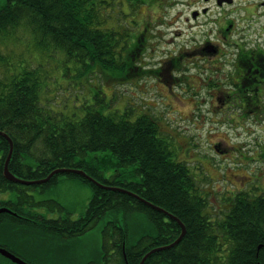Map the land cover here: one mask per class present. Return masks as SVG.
I'll list each match as a JSON object with an SVG mask.
<instances>
[{
  "label": "trees",
  "instance_id": "obj_1",
  "mask_svg": "<svg viewBox=\"0 0 264 264\" xmlns=\"http://www.w3.org/2000/svg\"><path fill=\"white\" fill-rule=\"evenodd\" d=\"M7 1L0 9V35L26 25L41 42L52 44L68 60L81 64L80 76L102 74L117 81L140 76L137 71L142 67L134 65V56L143 47L142 39L133 37L131 28L122 22L108 27L114 0ZM116 9L124 16L118 6ZM130 40L134 42L130 44ZM123 50L127 51L125 60L120 56ZM41 90L35 70L13 75L9 83L0 85V131L13 139L15 147L9 163L12 173L39 180L56 169H80L106 186L129 190L178 217L187 228L183 240L153 254L145 264H264V247L258 251L259 245H264V194L253 195L248 189L228 192L215 214L199 185L201 176L195 177L188 165L201 160L181 159L174 136L163 131L156 118L146 113L136 117L128 108L123 113L105 114L103 110L113 104L105 103L103 96L96 99L99 110L84 108L81 119H65L46 107ZM9 149L8 141L0 135V196L13 194L12 200H0V208L15 213L0 215V247L22 259L8 245L7 234L20 228L28 205L43 204L30 192L56 185L60 176L66 175L92 186L88 222L110 225V238L116 239L112 258L117 264H140L151 249L179 237L181 227L174 219L166 223L162 221L165 215L140 200L100 188L80 175L59 174L47 184L32 186L7 180L3 170ZM200 162L196 167L200 168ZM143 215L153 221L154 228L139 225ZM68 231V237L85 233L84 229L63 232Z\"/></svg>",
  "mask_w": 264,
  "mask_h": 264
},
{
  "label": "rangeland",
  "instance_id": "obj_2",
  "mask_svg": "<svg viewBox=\"0 0 264 264\" xmlns=\"http://www.w3.org/2000/svg\"><path fill=\"white\" fill-rule=\"evenodd\" d=\"M144 1L128 4L127 0H114L108 13L111 14L108 27H117L122 22L131 28L133 37H144L140 40L141 51L134 56V65L142 67L137 71L139 77L117 81L102 74L80 76L81 64L68 60L66 54L52 44L41 42L31 28L23 25L5 36L0 35V85L9 83L13 75L35 70L42 86L40 96L47 104L44 106L65 119H81L86 113L84 108L99 110L96 99L103 96L105 103L113 104L111 109L103 110L105 114L123 113L128 108L136 117L146 113L156 118L162 130L174 136L181 159L194 161L199 157L201 160L200 168L196 167L199 162L188 165L195 177L201 176L199 185L204 190L209 210L216 214L228 192L243 187L251 190L253 186L264 190V160L257 156L264 146V115L259 117V122L253 118H233L231 108H226L230 113H220L219 109L224 107V100L233 89L231 64L223 62L221 69L216 70L209 59L190 57L186 51L203 46L207 41H217L215 23H220L219 19L225 16L239 22L240 30L246 29L243 38L251 45L256 40L255 29L264 27V18L254 23L247 21L244 9L252 0H234L232 6L226 5L222 11L215 1ZM7 2L0 0V9ZM117 6L124 16L119 14ZM207 7L212 8L209 15L200 13L198 19L193 18V12ZM133 42L130 40V44ZM224 43L223 49L229 52L230 44ZM120 56L125 60L127 51L123 50ZM172 56L177 61L171 59ZM144 71L155 74L144 76L143 73L142 76ZM98 91L102 95L98 96ZM215 145H220L219 150L213 147ZM241 154H245V158L240 157ZM251 158L261 160L249 161ZM30 194L37 201H43L38 207L28 205L38 212L52 209L55 205L51 200H55L65 208L64 213H84L93 188L66 175L60 176L56 185ZM12 197L13 194L7 192L0 200H12ZM139 225L150 226V220L144 216ZM102 236V225L66 243L52 240L32 226L20 225L7 234L10 248L31 264H96L103 257ZM0 264L16 263L0 255Z\"/></svg>",
  "mask_w": 264,
  "mask_h": 264
},
{
  "label": "flooded vegetation",
  "instance_id": "obj_3",
  "mask_svg": "<svg viewBox=\"0 0 264 264\" xmlns=\"http://www.w3.org/2000/svg\"><path fill=\"white\" fill-rule=\"evenodd\" d=\"M217 3V8L223 10L228 4H218V0H207V3L211 2ZM248 7L244 9L247 15V21L254 23L253 21L264 18V0H252ZM232 6V5H229ZM207 9V13L204 15H209L212 12L211 7L203 8ZM199 12V11H196ZM200 15L197 17V19ZM216 22V40L215 42L207 41L205 45L194 47L186 51L188 56L193 55L198 56L201 59H209L212 65L216 67V70L221 69L223 62L231 64L230 80L232 82L233 89L226 100H224V107L219 109V112L230 113L226 108H231V113L233 118L238 119H249L253 118L256 120L264 115V27L255 29L256 40H253L251 45L247 44L246 40L243 38L245 36L246 29L240 30V23L230 19L225 16L224 19H219ZM239 37H242L239 39ZM222 40L219 42L218 40ZM144 40V37L142 38ZM230 44L229 52H226L223 48L225 43ZM177 61L175 57L171 59ZM226 59L225 61L223 59ZM177 66V64L175 65ZM159 76V72H157ZM158 78V77H157ZM223 100V99H222ZM215 101H221L215 99ZM218 112V110H217ZM216 150H219L220 145L213 146ZM226 152V151H225ZM259 158L264 160V150L258 153ZM242 158H245V154H241ZM259 161L261 159L251 158L249 161ZM251 174V172H250ZM250 178V177H249ZM250 182H253L250 181ZM258 187V186H255ZM246 190L243 187L241 191ZM259 190L248 189L249 193L253 195L264 194V190L258 187ZM55 205L52 209L45 212H38L37 210L26 208L23 217V222L20 225L32 226L36 230L42 232L45 235L51 236L52 240L57 242L66 243L67 241L76 240L79 237L87 234L94 228H98L102 225V244H103V257L96 264H115L116 260L113 259V254L115 253L114 245L116 244V239L110 238L112 229L107 222H88L89 216H87V208L84 213H72L66 212L65 208L60 205L55 200H51ZM163 214V213H162ZM165 215V214H163ZM162 221L170 223V219L165 215ZM159 220V217H155ZM83 220V222L81 221ZM155 224L150 221L151 228H154ZM85 230V233L78 237H68V232H63L64 230ZM151 235L155 232L152 230ZM158 235V232H157ZM164 246V245H163ZM107 258V259H106ZM24 260V259H23ZM26 261V260H24ZM28 264L30 262L26 261Z\"/></svg>",
  "mask_w": 264,
  "mask_h": 264
},
{
  "label": "water",
  "instance_id": "obj_4",
  "mask_svg": "<svg viewBox=\"0 0 264 264\" xmlns=\"http://www.w3.org/2000/svg\"><path fill=\"white\" fill-rule=\"evenodd\" d=\"M224 3L233 4L234 0H218V4L219 5H222ZM206 12H207V10H204V13H206ZM198 14H199L198 12H194L193 13V18L196 19ZM0 135L3 136L4 138H6V140L9 143V147H10L9 155H8L7 161H6L5 166H4L3 174H4V177L7 180L11 181V182L21 183V184H24V185H27V186L43 185V184L48 183L53 177H55L58 174L72 173V174H76V175H80V176L84 177L85 179L91 181L92 183H94L95 185H97L100 188H103V189H106V190H111V191H119V192L124 193L126 195H129L131 197H134V198L140 200L141 202H143L145 205H147L149 207H152L154 210H156L158 212H161V213L167 215L169 218L174 219L175 221H177V223H179L180 227H181V233H180L179 237L175 241H173L171 244L160 246V247H156V248H153L152 250H150L148 253H146V255H144V257L142 258L140 264H145L146 260L150 256H152L153 254H156V253H158L160 251L168 250V249H171V248L177 246L183 240L185 235L187 234V228H186L185 224L182 223V221L178 217L173 215L172 213L164 210L161 207L155 206L154 204L146 201L143 198H140L137 194H135V193H133V192H131L129 190H126V189H123V188H114V187L106 186V185L102 184L101 182H99L98 180H96L95 178L89 176L85 171L80 170V169H67V168L56 169L53 172H51L46 178L39 179V180H24V179L18 178L9 169V163L12 160L13 152H14V148H15L14 147V141L7 133H5L3 131H0ZM4 213L15 214L12 210H10L7 207L0 208V215L4 214ZM263 247H264V245H259L258 251L261 250V248H263ZM123 248L125 250V244H124ZM0 255L5 257V258H7V259H9V260H11V261H13L16 264H28L22 258L18 257L17 255H15L11 251H9L8 249L3 248V247H0Z\"/></svg>",
  "mask_w": 264,
  "mask_h": 264
},
{
  "label": "bare ground",
  "instance_id": "obj_5",
  "mask_svg": "<svg viewBox=\"0 0 264 264\" xmlns=\"http://www.w3.org/2000/svg\"><path fill=\"white\" fill-rule=\"evenodd\" d=\"M14 174V173H13ZM16 175V174H15ZM59 175V174H58ZM17 176V175H16ZM18 178H21V179H24V180H28V179H25V178H22V177H19V176H17ZM19 184H21V183H19ZM24 185V184H23Z\"/></svg>",
  "mask_w": 264,
  "mask_h": 264
}]
</instances>
